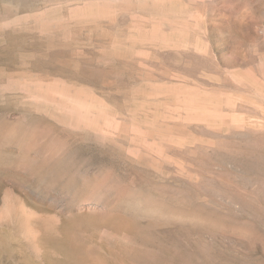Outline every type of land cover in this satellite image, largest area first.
Returning a JSON list of instances; mask_svg holds the SVG:
<instances>
[{
  "label": "rangeland",
  "instance_id": "1",
  "mask_svg": "<svg viewBox=\"0 0 264 264\" xmlns=\"http://www.w3.org/2000/svg\"><path fill=\"white\" fill-rule=\"evenodd\" d=\"M0 264H264V0H0Z\"/></svg>",
  "mask_w": 264,
  "mask_h": 264
}]
</instances>
